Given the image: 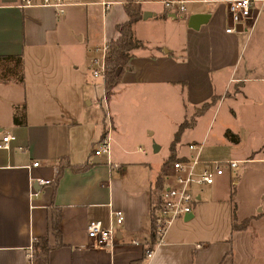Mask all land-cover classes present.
Masks as SVG:
<instances>
[{
  "label": "crops",
  "instance_id": "0c3cea01",
  "mask_svg": "<svg viewBox=\"0 0 264 264\" xmlns=\"http://www.w3.org/2000/svg\"><path fill=\"white\" fill-rule=\"evenodd\" d=\"M78 1L56 13L51 6L0 0V141L5 133L13 136L0 146V264H29L28 246L44 234L52 245L46 264H264V188L241 203L243 186L237 185L247 171L236 177L234 169L203 185L206 192L198 188L192 214L175 218L143 256L164 161L188 153V142L202 141L207 159L217 157V146L241 143L234 129L235 142L223 130L210 137L211 121L204 126L201 118L205 108L233 82L232 97H241L248 125L253 127L257 105L264 116V0L255 3L253 27L235 31L225 30L223 0H187L180 13L157 0L138 2L142 16L132 29L142 46L130 51L107 102L111 164L105 154L92 153L106 123L98 98L89 97L92 85L99 87L94 81L101 82L91 76L90 59L96 46L118 35L115 26L129 18L124 4L131 0H108L104 9L99 0ZM192 115L193 123L170 146L177 125ZM256 149L227 154L264 163V151L256 155ZM32 176L46 183L31 182ZM227 180L235 182L236 221L250 217L248 223L233 229L229 241L220 229L199 236L188 224L211 201L216 181ZM30 184L38 190L32 197ZM111 208L123 215L115 224L117 240L111 249L93 246L86 224L94 218L108 224ZM54 215L60 244L52 232Z\"/></svg>",
  "mask_w": 264,
  "mask_h": 264
},
{
  "label": "built area",
  "instance_id": "2783aa9c",
  "mask_svg": "<svg viewBox=\"0 0 264 264\" xmlns=\"http://www.w3.org/2000/svg\"><path fill=\"white\" fill-rule=\"evenodd\" d=\"M132 2H145L149 0H131ZM163 3L168 11L175 7L176 12L184 10V3L187 0H157ZM257 0H223L225 9L228 16V24L226 25L227 31H235L238 26L241 29L250 30L253 26L256 17L255 3ZM78 0H20L23 6L26 5H46L51 6L57 13L64 11V8L72 3H78ZM103 9L107 8L110 4L108 0H99ZM108 41L104 40L99 46L95 47L96 55L90 59L91 67L90 73L93 78L100 79L101 82L94 81L95 86L101 87L100 105L104 108V120L106 128L101 136L98 138L97 147L93 148L92 153L100 155L105 154L106 162L111 164L110 150H111V130L112 123L107 108V96L104 93L103 71L105 67V53L108 48ZM13 136L10 133L2 135L0 146L7 147L8 140ZM203 142H188L186 147L188 153L183 156H177L174 159L164 161L160 174L159 186L156 187L153 195V229L157 233L156 244L163 240V237L171 225L173 220L179 216H184L192 211L194 203L198 200V188L203 185L212 184L217 175L222 174L225 170H235L240 162L244 159L237 158H204L202 156ZM32 165H37L38 160H33ZM38 184L46 183L41 177H30ZM30 182V183H31ZM31 191L30 197L36 195V190L30 184ZM110 221L104 224L99 218L91 219L86 224L87 235L93 240V246L105 247L107 249L113 248L117 240V230L115 224L121 223L123 220L122 211L120 209L111 208L109 210ZM28 261L33 264L36 249L33 248L32 243L28 246ZM151 252V251H150ZM147 253V255L150 254Z\"/></svg>",
  "mask_w": 264,
  "mask_h": 264
},
{
  "label": "rangeland",
  "instance_id": "374dc122",
  "mask_svg": "<svg viewBox=\"0 0 264 264\" xmlns=\"http://www.w3.org/2000/svg\"><path fill=\"white\" fill-rule=\"evenodd\" d=\"M228 87L229 90L228 92H225V96L223 95L219 100H215L209 108H205V111H202L203 115L201 117L202 120H204V126H207L209 121H211L209 126V136L212 138L220 136L219 133L223 130L224 133H221V135H224V137H227L233 142L234 139H232L230 135L237 134L232 132L231 129H234L235 132L240 134L241 143L239 145H230L229 147L224 145L217 146L216 149L219 150L217 158H222L224 156V158H230L227 154L230 150L231 154L235 153L233 155H240L248 148H254V150L257 148L255 153L258 155L261 150L264 151V116L262 114V110L259 111L260 107L258 105L255 107V118L252 120L253 127L249 126L248 124L251 120L248 122L245 121L241 97H232V94L234 93L233 82ZM89 93V97L92 99L98 98V108L101 110L100 113H104V108L100 105V97L102 94L101 88H95L92 85ZM248 115L249 113L246 112L247 118ZM148 133L149 131H147V134ZM149 137L150 140H152L153 136L149 135ZM154 143L156 142L153 141L152 144H150L153 145ZM163 147L164 145L162 146L160 152L163 150ZM238 165L239 166L235 169V174L233 173L232 176L238 177L241 172L247 171L244 176L245 181H241L237 185L238 189H241L243 186L241 191L244 197H240V202L245 204L247 200H253V197L259 193L260 188L261 190L264 188V176L261 175V173H258L263 170L262 167H264V163L256 162L254 160H246V162H240ZM234 186L235 182L229 183L228 180L220 183L216 181L214 189L210 193L211 201L208 205H206V207H203L201 216L195 218L188 224L189 227L196 228L197 231L201 233L199 236L213 235L215 233L214 229H220L222 232L221 234H224L228 241L230 240L231 232L235 229L231 226L233 221L232 206L234 204L233 202H235L237 198L235 199L233 194L232 196L230 195V190L232 187L234 188ZM201 188L204 192L208 189L207 186H202ZM259 194L258 196H260ZM209 229H211V233L207 234V230Z\"/></svg>",
  "mask_w": 264,
  "mask_h": 264
},
{
  "label": "trees",
  "instance_id": "16d2710c",
  "mask_svg": "<svg viewBox=\"0 0 264 264\" xmlns=\"http://www.w3.org/2000/svg\"><path fill=\"white\" fill-rule=\"evenodd\" d=\"M124 8L127 12V15H129V18L120 21L116 24L115 28L116 31H118V35L115 38H112L108 41V48L105 53V67L103 71V82H104V93L107 96V99L109 95L112 93L113 87L120 81V76L123 72V69L125 68L126 64L128 63V59L131 56L130 51L134 49L135 47L142 46V42L140 39H138L135 34L134 30L132 29V25L136 19H138L140 16H142V10L140 8V4L138 2H126L124 4ZM19 79H21V75L19 76ZM215 100V96L210 98L209 101H203L198 109L195 111L197 114L198 111L202 108H205L210 103H212ZM194 115L189 117L188 119L183 118V120L177 125V128L175 132L173 133V139L170 143V146H173L175 142L179 140V135L184 129V127L189 126L193 123ZM16 121H21L17 119V117L14 118ZM231 134V133H230ZM235 135L231 134L230 137L232 139ZM176 156L174 154L170 155L168 159H174ZM82 167V166H81ZM75 168H78L75 167ZM158 181H160V178H158ZM157 181V183H158ZM159 184V183H158ZM233 194V191H231V196ZM153 205L151 202L150 208H149V214H150V236H151V242L148 246L144 248V254L145 257L148 252H150L154 246L155 241L157 237V233L155 229H153ZM233 211V221H232V228H243L248 223V218H243L241 221H236L235 217V211H234V204L232 206ZM58 220L59 217L55 215L53 216V222H52V232L55 234L56 237V244L61 243V232H59L58 228ZM32 246L34 249L37 250L36 255L33 259V264H46L49 256V250L51 249L52 245L48 244V236L46 234L39 235L34 237L32 240ZM138 261H131L130 264H137Z\"/></svg>",
  "mask_w": 264,
  "mask_h": 264
},
{
  "label": "water",
  "instance_id": "95a60500",
  "mask_svg": "<svg viewBox=\"0 0 264 264\" xmlns=\"http://www.w3.org/2000/svg\"><path fill=\"white\" fill-rule=\"evenodd\" d=\"M158 148V145L157 144H153V149H156ZM192 213L191 212H188V215H191Z\"/></svg>",
  "mask_w": 264,
  "mask_h": 264
}]
</instances>
